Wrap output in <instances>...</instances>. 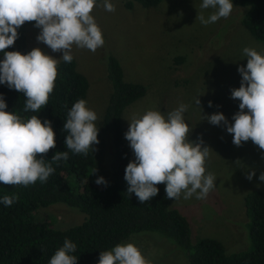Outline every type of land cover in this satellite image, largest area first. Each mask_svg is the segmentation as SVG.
I'll list each match as a JSON object with an SVG mask.
<instances>
[{"label": "rangeland", "instance_id": "rangeland-1", "mask_svg": "<svg viewBox=\"0 0 264 264\" xmlns=\"http://www.w3.org/2000/svg\"><path fill=\"white\" fill-rule=\"evenodd\" d=\"M111 2L115 5L114 12L104 9L103 0H97L92 12L102 29L104 45L95 53L75 45L72 49L77 69L89 82L87 107L98 116L95 123L99 128V144L94 148L104 175L108 172L111 146L102 133L101 118L111 90L106 74V58L111 53L119 60L125 80L146 87L145 95L127 106L122 114L124 135L134 116L140 117L148 110L167 115L180 104H186L184 119L192 128L189 140L198 143L202 138L204 146L210 147L206 172L216 177L215 187L205 199H196L194 195L185 200L183 194L178 200L171 199L173 207L190 222L192 242L212 237L221 241L229 253L244 248L243 196L252 189L264 192V181L259 180L264 172V150L251 140L239 147L234 145L233 134L223 124H211L206 117L223 112L234 123L232 117L239 111L240 102L231 97V91L241 85L239 66L247 64L242 50L253 47L264 54V43L256 40L241 23L243 10L234 4L228 18L205 26L196 20L198 11L207 18L213 10L200 9L202 0H162L148 8L135 4L130 10L123 7L121 0ZM40 31L35 23L28 27L30 51L40 47L59 59L61 52H53L37 40ZM198 96L200 105L195 103ZM209 101L214 110L207 108ZM125 141L134 159L130 143L126 138ZM252 170L255 176L248 180L247 174ZM34 216L47 220L54 228L68 227L84 219L81 211L60 203L41 208ZM128 242L141 249L149 264H189L182 250L156 232L131 234L121 243Z\"/></svg>", "mask_w": 264, "mask_h": 264}, {"label": "clouds", "instance_id": "clouds-1", "mask_svg": "<svg viewBox=\"0 0 264 264\" xmlns=\"http://www.w3.org/2000/svg\"><path fill=\"white\" fill-rule=\"evenodd\" d=\"M96 4L97 0H0V52L4 53L0 61V84L23 94L24 112H40L48 105L55 89L59 61L73 60L74 45L93 53L104 45L102 29L92 15ZM102 6L108 12L116 10L111 0H103ZM200 9L213 10L207 18L198 11L196 20L207 26L228 18L233 0H202ZM26 22H35L41 29L37 40L53 52H61L59 59L40 47L26 54L7 50L14 45L18 29ZM242 54L247 57V64L238 68L241 85L231 91V97L240 102L239 111L232 117L234 123L223 112L213 113L206 119L213 125L223 124L233 134L234 145L239 147L251 140L264 150V54L253 47L243 48ZM200 96L195 100L197 105H200ZM187 109L188 105L180 104L167 115L148 110L140 117L128 119L130 126L125 138L135 158L127 164L124 178L127 193L135 194L141 204L156 197L157 185L162 183L166 184V198L174 200L182 194L185 200L194 195L196 199H205L215 187L216 177L206 172L210 147L204 146L202 138L198 143L189 140L192 128L184 119ZM97 119V113L87 107L86 100L79 99L72 105L63 125L68 150L85 156L90 150L96 151ZM56 143L50 120L42 121L37 115L23 119L16 112L8 111L4 95L0 93V184L27 187L37 181L47 182L55 171L53 163L67 161L69 157V151H57L46 162L44 157ZM254 176L255 170H252L247 179L252 180ZM259 180L264 181V172ZM96 183L108 184L103 176ZM18 200L19 195L14 193L4 195L0 202L8 207ZM76 251L77 245L66 238L49 264H77L78 257L73 255ZM98 264H149V261L136 244L128 242L101 251Z\"/></svg>", "mask_w": 264, "mask_h": 264}, {"label": "trees", "instance_id": "trees-1", "mask_svg": "<svg viewBox=\"0 0 264 264\" xmlns=\"http://www.w3.org/2000/svg\"><path fill=\"white\" fill-rule=\"evenodd\" d=\"M121 1L130 10L135 4L148 8L162 0ZM233 4L243 10L241 23L256 40L264 43V0H233ZM34 23L26 22L18 29L19 36L8 51L25 54L30 51L28 27ZM3 58L4 53L0 52V61ZM106 67L111 90L102 114L101 130L111 146L107 175L95 152L90 150L87 156L74 154L65 144L67 133L63 125L68 111L77 100H86L89 88L75 58L70 63L60 59L55 89L40 112H24L23 94L0 84L8 111L23 119L37 115L42 121L52 122L57 143L44 157L46 162L57 151H69L67 161L53 163L55 171L45 183L37 181L27 187L0 184V200L4 195H19V200L11 206L0 202V264H49L66 238L77 245L73 253L78 257L77 264H93L99 261L101 251L110 250L131 234L141 232H156L169 239L185 253L189 264H264L263 191L252 189L244 194L246 245L231 253L212 237L192 242L190 222L166 198L163 184L157 185L159 194L143 204L135 194L127 193L125 169L133 159L124 138L122 114L127 106L145 95L146 87L125 80L119 60L111 53L106 58ZM206 106L214 110L213 105ZM100 176L106 179L107 186L96 183ZM57 203L78 209L84 219L68 227L54 228L47 220L34 216L41 208Z\"/></svg>", "mask_w": 264, "mask_h": 264}]
</instances>
